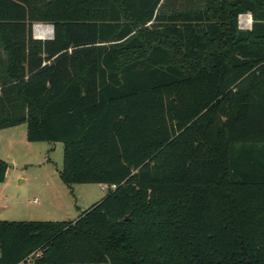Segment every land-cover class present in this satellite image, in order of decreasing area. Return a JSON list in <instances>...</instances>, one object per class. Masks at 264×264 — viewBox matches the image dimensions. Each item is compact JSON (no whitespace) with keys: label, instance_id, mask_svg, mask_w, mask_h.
<instances>
[{"label":"trees","instance_id":"trees-1","mask_svg":"<svg viewBox=\"0 0 264 264\" xmlns=\"http://www.w3.org/2000/svg\"><path fill=\"white\" fill-rule=\"evenodd\" d=\"M164 4L0 0V129L62 142L66 185L115 184L74 220H0V264H264V0Z\"/></svg>","mask_w":264,"mask_h":264},{"label":"rangeland","instance_id":"rangeland-1","mask_svg":"<svg viewBox=\"0 0 264 264\" xmlns=\"http://www.w3.org/2000/svg\"><path fill=\"white\" fill-rule=\"evenodd\" d=\"M164 3L166 7H186L196 5L197 0ZM4 77L0 74V81ZM26 132L25 123L0 130V159L8 165L0 182V220H74L111 190H102L97 183L64 184L59 177L63 143L30 142ZM29 213L38 215L28 217Z\"/></svg>","mask_w":264,"mask_h":264},{"label":"built area","instance_id":"built-area-1","mask_svg":"<svg viewBox=\"0 0 264 264\" xmlns=\"http://www.w3.org/2000/svg\"><path fill=\"white\" fill-rule=\"evenodd\" d=\"M251 13L250 12H246V13H241L237 16V24L239 26V28L241 29H249L251 27ZM34 25V35H35V26H42V25H49L47 23H38V24H33ZM50 26V25H49ZM36 36V35H35ZM106 187H108V189H114L115 188V184H111V185H101V189L104 190L106 189ZM35 256L40 255V252H37L34 254ZM19 264H33V258L32 256H28L24 261L20 262ZM70 264H88V263H84V262H71Z\"/></svg>","mask_w":264,"mask_h":264},{"label":"bare ground","instance_id":"bare-ground-1","mask_svg":"<svg viewBox=\"0 0 264 264\" xmlns=\"http://www.w3.org/2000/svg\"><path fill=\"white\" fill-rule=\"evenodd\" d=\"M35 35L39 38H47L52 35V29L49 25L35 26Z\"/></svg>","mask_w":264,"mask_h":264},{"label":"crops","instance_id":"crops-1","mask_svg":"<svg viewBox=\"0 0 264 264\" xmlns=\"http://www.w3.org/2000/svg\"><path fill=\"white\" fill-rule=\"evenodd\" d=\"M5 65H6V61H5V54L4 52L2 51V49L0 48V73H3L4 69H5ZM18 126V125H16ZM16 126H12V127H7V128H3V129H0V130H6V129H10V128H13V127H16ZM55 207H58V205H55L53 204ZM29 215L31 216H28V217H34L38 214H30Z\"/></svg>","mask_w":264,"mask_h":264},{"label":"water","instance_id":"water-1","mask_svg":"<svg viewBox=\"0 0 264 264\" xmlns=\"http://www.w3.org/2000/svg\"><path fill=\"white\" fill-rule=\"evenodd\" d=\"M35 24H38V23H35ZM50 26H51V29H52V35L51 36H49V37H47V38H40V39H48V38H51L52 36H53V25L52 24H49ZM34 29V25L32 26V30ZM33 36L35 37V38H39V37H36L35 35H34V31H33Z\"/></svg>","mask_w":264,"mask_h":264}]
</instances>
